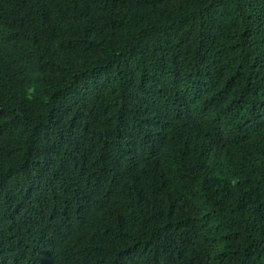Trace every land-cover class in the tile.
Returning a JSON list of instances; mask_svg holds the SVG:
<instances>
[{
    "label": "trees",
    "instance_id": "trees-1",
    "mask_svg": "<svg viewBox=\"0 0 264 264\" xmlns=\"http://www.w3.org/2000/svg\"><path fill=\"white\" fill-rule=\"evenodd\" d=\"M0 264H264V0H0Z\"/></svg>",
    "mask_w": 264,
    "mask_h": 264
}]
</instances>
